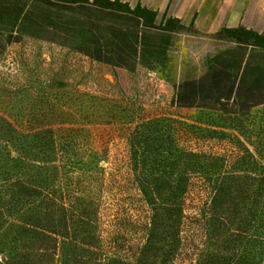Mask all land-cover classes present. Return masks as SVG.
<instances>
[{
	"label": "trees",
	"instance_id": "obj_1",
	"mask_svg": "<svg viewBox=\"0 0 264 264\" xmlns=\"http://www.w3.org/2000/svg\"><path fill=\"white\" fill-rule=\"evenodd\" d=\"M195 20L141 0H0V264L264 261V136H242L264 103V30L222 26L236 46L181 73L166 106L120 82L172 72Z\"/></svg>",
	"mask_w": 264,
	"mask_h": 264
},
{
	"label": "rangeland",
	"instance_id": "obj_2",
	"mask_svg": "<svg viewBox=\"0 0 264 264\" xmlns=\"http://www.w3.org/2000/svg\"><path fill=\"white\" fill-rule=\"evenodd\" d=\"M210 0L206 1V4ZM228 0H220V17L215 20L213 24L209 20H204L201 23L203 27L210 26L213 29L220 27L225 23L226 18L222 16V10L225 7ZM246 9L243 15L244 23L253 26L256 29L264 30V0H246ZM206 10L208 6L206 5ZM226 23H229L228 21ZM218 30H205L201 29L200 33H186L181 36L180 43L176 49V59L173 61L171 71L169 69L157 68L153 71H147L145 69L140 71L131 72L126 68L118 69L120 82L123 88L129 94L139 96L144 99L148 106H157L158 104L167 105L170 103L176 95L179 84L182 80V74L185 76L199 77L204 73V62L208 55L215 52L218 49L236 46L235 43L228 42L219 38L216 35ZM250 49L247 50L249 52ZM3 64L0 63V70ZM100 74L106 78L113 80L115 75L113 68L110 66L97 67ZM13 77H16L15 72ZM85 81V80H84ZM81 85H85V82ZM136 98V97H135ZM182 114L190 121H196L197 119L205 118L210 119L211 116L208 108L202 107H190L182 109ZM254 117H250L248 120L249 128L253 129V133L250 138L247 137V133H243L242 136L248 139V145L255 149V144L252 139H256L257 135L264 136V103L257 105L254 109ZM213 118L219 126L224 128L227 133L231 135L240 134L241 130L234 125H227L224 120V115L221 112H214ZM249 134V133H248ZM254 134V135H253ZM247 249V247H245ZM249 248V247H248ZM243 249V248H242ZM6 255H3V257ZM2 257V258H3ZM236 264H252L248 262L244 257L237 259ZM264 264V261L262 263Z\"/></svg>",
	"mask_w": 264,
	"mask_h": 264
},
{
	"label": "crops",
	"instance_id": "obj_3",
	"mask_svg": "<svg viewBox=\"0 0 264 264\" xmlns=\"http://www.w3.org/2000/svg\"><path fill=\"white\" fill-rule=\"evenodd\" d=\"M133 3L139 0H129ZM144 4L159 8L163 13L168 9L169 14H174L183 19V21L191 22L196 15L195 25L200 29L205 30H219L224 25H238L240 22L244 23V13L246 9V0H228L222 10L223 18H226L225 23L220 27L213 29V27L201 25L204 20L214 23L220 17V0H141ZM206 5L208 9L206 10ZM229 23H226V22ZM250 26V25H248ZM253 27V26H251ZM263 30V29H261Z\"/></svg>",
	"mask_w": 264,
	"mask_h": 264
},
{
	"label": "water",
	"instance_id": "obj_4",
	"mask_svg": "<svg viewBox=\"0 0 264 264\" xmlns=\"http://www.w3.org/2000/svg\"><path fill=\"white\" fill-rule=\"evenodd\" d=\"M3 258H5V256Z\"/></svg>",
	"mask_w": 264,
	"mask_h": 264
}]
</instances>
